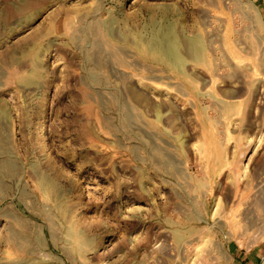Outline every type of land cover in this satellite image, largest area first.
Here are the masks:
<instances>
[{"label": "rangeland", "instance_id": "374dc122", "mask_svg": "<svg viewBox=\"0 0 264 264\" xmlns=\"http://www.w3.org/2000/svg\"><path fill=\"white\" fill-rule=\"evenodd\" d=\"M227 240L264 247V0H0V264Z\"/></svg>", "mask_w": 264, "mask_h": 264}, {"label": "crops", "instance_id": "0c3cea01", "mask_svg": "<svg viewBox=\"0 0 264 264\" xmlns=\"http://www.w3.org/2000/svg\"><path fill=\"white\" fill-rule=\"evenodd\" d=\"M210 264H260L264 255V247L260 243L240 247L235 251L232 242L227 240L216 250L210 251Z\"/></svg>", "mask_w": 264, "mask_h": 264}]
</instances>
